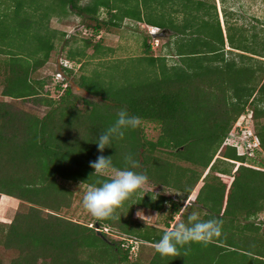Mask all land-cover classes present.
Listing matches in <instances>:
<instances>
[{"label":"trees","instance_id":"trees-1","mask_svg":"<svg viewBox=\"0 0 264 264\" xmlns=\"http://www.w3.org/2000/svg\"><path fill=\"white\" fill-rule=\"evenodd\" d=\"M131 1L0 0V96L8 98L0 99V201L2 195L19 200L11 221L0 216V264H264V166L249 163L250 152L240 153L228 142L251 111L264 152V36L256 32L250 38L248 27L226 10L222 23L214 0ZM103 10L107 17H101ZM70 13L86 18L93 36L120 27L126 17L172 30L168 54L178 60L169 65L167 55L129 57L138 65L149 63L148 76L126 75L112 86L102 76L113 61L104 71L86 73L83 67L113 49L102 39L82 45L67 39L66 59L80 66L59 65L61 93L52 96L37 73L66 36L51 27L52 17ZM144 45L148 52L151 45ZM26 102L44 106V114L21 108ZM121 109L140 123L100 153L94 142ZM145 123L159 129L156 139L147 137ZM127 154L150 183L174 194L155 201L135 195L112 218L94 217V226L62 214L74 198L65 182L98 186L111 176L91 175L90 162L112 156L119 169ZM139 207L166 210L163 228L135 217ZM193 212L218 219L221 234L207 245L193 243L178 256L161 257L156 241ZM96 223L111 242L96 233ZM133 242L139 244L135 259ZM147 249H153L149 258Z\"/></svg>","mask_w":264,"mask_h":264},{"label":"rangeland","instance_id":"rangeland-1","mask_svg":"<svg viewBox=\"0 0 264 264\" xmlns=\"http://www.w3.org/2000/svg\"><path fill=\"white\" fill-rule=\"evenodd\" d=\"M206 1L212 2L213 0ZM131 2H133V0ZM214 2L217 5L219 17L222 23H224V15L226 10L230 13L229 17L232 18V20H234L239 25L245 24V26L248 27L250 38H252V34L256 32L259 33L260 37L264 36V0H214ZM0 7L2 8L3 6ZM107 16L108 15L106 10H103L101 12V17ZM156 18L159 17L156 16ZM87 22L88 21H86V18L79 17L73 13H70L67 17H63L60 19L58 17H52L51 19L50 25L52 28L66 33V36L63 40L56 42V49L52 52L49 62L44 67L40 68L39 72L37 73L38 76L44 77L46 79V89L52 96H57V94L61 93L60 91H58V83L61 80L56 73L59 65H64L63 63H67L68 65L73 64V67H75V69L80 66L79 63H75L72 61L71 63L70 60L66 59V55L69 50V46L66 43L67 39L70 40L69 45H82L83 41L89 38L92 39L91 41L93 43L99 41V39H102L105 46L111 47L113 49L109 54H107V57H105V59L93 58L87 61L83 67V70L86 73H89L95 69L104 71L107 70L108 64H111V61H113L111 64L112 70H108L107 74L102 76L105 80H108L109 82L112 81V86H114L116 82L119 83L120 81H122V77L124 78L126 75H129L130 77L135 76L136 78H139L141 76L143 77L145 75L148 76L147 71L150 70L152 66L149 63L143 65H141V63L140 65H138L135 63L138 60L132 61L129 57L142 56L147 53L152 56L167 55V63L169 65L174 64L178 60L177 57L168 54L171 52L170 47L172 45V41L174 40L172 30L165 29L167 32L165 33L164 37L161 35L151 36L150 33L152 30L159 33L161 30H157L154 27H150L144 23H137L125 19L121 23L120 27L112 28L111 30L103 29L99 34L93 36L92 29L86 28V26H84V23ZM145 40H147V42L151 45V49L148 52H146V47L144 45ZM71 41L75 42L72 43ZM227 49L231 48L228 46ZM92 52V48L88 49V54H91ZM122 58L128 59L126 61L114 62V60ZM78 75L79 73L76 75V77H78ZM78 93L81 97L83 96L92 98L91 95L86 94L84 91L79 90ZM0 99L8 100V98H4L2 96H0ZM80 105L83 106L82 102H80ZM21 108L31 112H36L38 115H43L45 111L44 106L29 102L21 104ZM250 112H248V114ZM239 125L241 128H239ZM236 128L237 130L233 131L234 136H232L233 134H230V143L237 145L238 150L241 153L250 152L247 154L249 163H261L264 166V152L258 147V139L255 135L256 130L254 127V121L249 117L243 118L242 121H239V124H237ZM144 129L148 138H157L159 129L153 124L145 123ZM250 133H252V136H247ZM251 158H253V160H251ZM183 164L186 166L189 165L188 163ZM107 175L111 176L113 175V173L110 172ZM64 182L65 181H63V183ZM65 183L74 191V198L71 208L67 211L64 210L62 214L79 222L88 223L94 226V217L87 212L82 204L83 195L90 187L80 183ZM149 187H155L154 191L160 193V195H167L171 197L174 194V191L172 189L160 185H154L153 183H150ZM3 199L5 200L7 198L3 197ZM12 205H5L4 208L3 205L0 206V216L4 217L8 221H11L14 218L18 209L19 202H14V204ZM138 211H142L144 217L148 219L147 222L153 224L161 225L163 223L162 221L164 217L166 216V210L161 214L157 211L139 207L134 213V216L137 218H140L139 216H137ZM158 219H160L161 221ZM162 225L164 226V224ZM109 231L111 232L113 230L109 229ZM111 236L114 237V239H123L126 245H129L130 243V240L126 239V237L123 238V236H120L116 232H111ZM137 245L139 244L133 242V246L137 251L136 254L133 253V259H135L139 253ZM152 252L153 249H147L144 251V255H146V258H149L148 254ZM7 256L9 255L7 254ZM5 258L7 260L8 257Z\"/></svg>","mask_w":264,"mask_h":264},{"label":"clouds","instance_id":"clouds-1","mask_svg":"<svg viewBox=\"0 0 264 264\" xmlns=\"http://www.w3.org/2000/svg\"><path fill=\"white\" fill-rule=\"evenodd\" d=\"M139 123L140 118L130 114L127 109L118 111L114 123L97 136L94 143L98 151L103 153L105 148L112 147L114 140L124 137L126 131L137 128ZM124 163L125 167L117 169L112 156L103 155L90 162V167L94 170L91 175L105 176L113 173L109 179L90 187L83 195V207L98 220L112 218L116 210L135 195L143 198L145 194H149L153 201L160 195L154 191L155 187H149L148 176L136 170L140 165L131 154L124 156ZM137 216L144 217L143 212L138 211ZM220 234L221 222L218 219H202L193 212L187 216L186 221L163 232L155 243V250L161 257L178 256L181 247L193 243L207 245Z\"/></svg>","mask_w":264,"mask_h":264},{"label":"crops","instance_id":"crops-1","mask_svg":"<svg viewBox=\"0 0 264 264\" xmlns=\"http://www.w3.org/2000/svg\"><path fill=\"white\" fill-rule=\"evenodd\" d=\"M125 19H128V20H130V21H133V22H137V23H142V22H138V21H136V20H134V19H131V18H128V17H126ZM124 19V20H125ZM123 20V21H124ZM151 27V26H150ZM155 29H156V27H154ZM159 30V29H158ZM198 188H199V186H197L195 189H194V191L190 194V199H191V201H193V199H195V197H196V195H197V192H198ZM3 197L4 198H7V199H3ZM2 199H1V201H0V206H2L3 205V208L5 207V205L6 206H11L12 204H14V202H19V200L17 199V198H14V197H10V196H6V195H2V197H1ZM5 202H6V204H5ZM13 206V205H12ZM153 211V210H152ZM148 215V214H147ZM151 215V214H150ZM143 219L145 218V217H142ZM146 220H148L147 218H145ZM175 219L176 220H179L180 219V216L178 215V216H175ZM150 224H152V225H155V226H158V227H161V228H163V225L161 226L160 224H153V223H150ZM172 225V224H171Z\"/></svg>","mask_w":264,"mask_h":264},{"label":"water","instance_id":"water-1","mask_svg":"<svg viewBox=\"0 0 264 264\" xmlns=\"http://www.w3.org/2000/svg\"><path fill=\"white\" fill-rule=\"evenodd\" d=\"M167 31L165 30V29H162L161 31H160V33L159 32H153V35L155 36V35H161V36H165V33H166ZM95 228H96V233L100 236V237H102L105 241H108V242H111L103 233H102V231H101V229H100V226H99V224L98 223H96L95 224Z\"/></svg>","mask_w":264,"mask_h":264},{"label":"built area","instance_id":"built-area-1","mask_svg":"<svg viewBox=\"0 0 264 264\" xmlns=\"http://www.w3.org/2000/svg\"><path fill=\"white\" fill-rule=\"evenodd\" d=\"M152 30V29H151ZM158 30V29H157ZM152 32V34H153V32H155L154 30H152L151 31ZM67 62V61H66ZM71 62V61H70ZM72 63V62H71ZM64 65L63 66H66V67H73V64L71 65H68L67 63H63ZM58 76H59V78L61 77V75L62 74H60V73H58L57 74ZM64 86H66V84H64ZM246 117H249L250 119H252V112H250L249 114H247V116L246 115H244V116H242L241 118H240V120L239 121H242L243 120V118H246ZM238 124H239V122H238ZM239 128H241L240 127V125H239ZM234 130H237V128L236 129H234ZM233 130V131H234ZM233 131L231 132V135L233 134ZM232 136H234V134L232 135ZM247 136H252V133H250L249 135H247ZM230 139V138H229ZM228 142L230 143V141L228 140ZM230 144H233V143H230ZM241 153V152H240ZM106 231H108V229H105Z\"/></svg>","mask_w":264,"mask_h":264}]
</instances>
